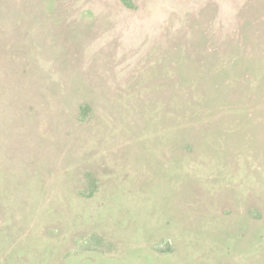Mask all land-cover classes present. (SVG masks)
Wrapping results in <instances>:
<instances>
[{
	"label": "rangeland",
	"instance_id": "1",
	"mask_svg": "<svg viewBox=\"0 0 264 264\" xmlns=\"http://www.w3.org/2000/svg\"><path fill=\"white\" fill-rule=\"evenodd\" d=\"M0 264H264V0H0Z\"/></svg>",
	"mask_w": 264,
	"mask_h": 264
}]
</instances>
